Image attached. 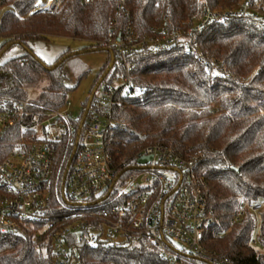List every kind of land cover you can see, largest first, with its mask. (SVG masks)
Wrapping results in <instances>:
<instances>
[{
    "label": "trees",
    "instance_id": "1",
    "mask_svg": "<svg viewBox=\"0 0 264 264\" xmlns=\"http://www.w3.org/2000/svg\"><path fill=\"white\" fill-rule=\"evenodd\" d=\"M36 2L0 0V10L13 6L22 9L24 16ZM246 2L252 8L248 15H229L223 22L214 21L192 34L191 46L198 51L197 57L190 49L179 47L156 52L146 47L129 55L127 59L134 65L130 82L137 90L118 91L115 120L126 128L120 138H128L127 130L134 132L131 138L136 144L129 153L160 144L185 157H198L216 217L213 231L223 234L216 240L209 235L207 245L234 264H264V209L259 212L256 246L251 244L253 214L231 224L241 200L264 206V22L252 16L264 12V0H98L90 5L69 0L53 16L39 13L26 20L6 11L0 22L4 40L0 45V97H33L32 90L46 80L45 89L33 97L29 112L43 120L65 106L70 90L62 72L66 54L48 65L29 46V41L53 35L88 41L90 46L82 49L85 52L110 54L93 91L102 84L110 86L115 79L123 80L119 55L103 46L117 39L127 24L124 15L117 16L121 3L130 13L139 39H145L158 35L155 30L165 24L166 16L171 32L186 31L201 22L205 4L229 14ZM14 45L24 52L3 61L6 49ZM215 68L225 72L212 77ZM89 99L81 111L86 120L98 103L95 95L87 111ZM6 145L4 154L12 148L10 143ZM75 156L74 143H65L56 151L50 181L56 210L64 201ZM38 229L23 223L17 234L1 239L0 264H54L52 233L39 236ZM75 247L85 264L162 263L159 252L143 236H128L108 247Z\"/></svg>",
    "mask_w": 264,
    "mask_h": 264
},
{
    "label": "built area",
    "instance_id": "2",
    "mask_svg": "<svg viewBox=\"0 0 264 264\" xmlns=\"http://www.w3.org/2000/svg\"><path fill=\"white\" fill-rule=\"evenodd\" d=\"M68 1L37 0L30 13L53 16ZM96 1L81 0L84 5ZM6 11L0 10V22ZM9 11L20 15L14 8ZM250 11V2L229 14L205 4L203 19L191 29L171 32L166 16L165 24L155 30L157 36L139 39L121 3L117 16L124 15L127 24L117 39L103 46L119 55L124 85L118 89L106 86L87 120L81 114L74 119L68 101L42 120L29 112L33 97H0V240L29 223L39 226V236L52 233L54 264H85L75 244L108 247L128 236L145 237L159 252L160 264H234L207 245L209 235L216 240L223 234L213 231L216 217L199 158L185 157L160 144L129 153L136 144L131 138L134 132L127 130L128 138H120L126 128L115 120V100L120 89L137 90L130 82L134 65L129 55L146 47L153 52L179 47L197 57L190 40L194 32L214 21L223 22L229 15L242 17ZM252 16L264 22V12ZM224 72V68H215L211 75L219 77ZM8 143L12 148L4 154ZM65 143L75 144L76 156L64 201L56 210L50 181L56 151ZM143 158L151 160L138 163ZM260 209L241 200L231 224L247 214H259ZM170 239L187 251L176 249ZM251 244L256 246L258 238L253 236Z\"/></svg>",
    "mask_w": 264,
    "mask_h": 264
},
{
    "label": "rangeland",
    "instance_id": "3",
    "mask_svg": "<svg viewBox=\"0 0 264 264\" xmlns=\"http://www.w3.org/2000/svg\"><path fill=\"white\" fill-rule=\"evenodd\" d=\"M3 8H7L8 11L9 8H14L17 12H20V15L15 13L14 15L21 20H26L34 15L30 13L32 9L26 15L22 16V9H17L13 6H5ZM187 23L188 22H186V24ZM3 41L4 40L0 38V45L3 43ZM29 46L43 60V62L48 65L54 63V61L64 53L66 54V56H63L64 64L62 66V72L65 76V85L70 89L67 93L66 99L73 105L71 110L73 118H77L81 114L84 104L90 97L93 88H95L99 77L102 75L106 65L108 64L110 54L107 51L102 50L95 52H85L82 49L84 47L90 46L88 41L72 39L69 37H59L55 35L50 36L47 40L29 41ZM23 52L24 49L21 46H10L8 49H6L2 60L6 61L7 59ZM41 81V84L31 92L34 98H37L47 85L46 80ZM123 85L124 81L121 78L115 79L111 84V86L115 89H118ZM104 90L105 84H102L96 91L97 99L101 97ZM263 209L264 206L261 207L260 212ZM254 218V237L258 238L260 230L259 214L254 215ZM171 242L176 249H183L187 251L183 245L176 243L173 240H171Z\"/></svg>",
    "mask_w": 264,
    "mask_h": 264
},
{
    "label": "water",
    "instance_id": "4",
    "mask_svg": "<svg viewBox=\"0 0 264 264\" xmlns=\"http://www.w3.org/2000/svg\"><path fill=\"white\" fill-rule=\"evenodd\" d=\"M82 53V52H81ZM57 66H54L53 68H56ZM113 67V64L110 65L109 69L106 71V74L109 72V70ZM106 74L104 75V77L106 76ZM102 81V80H101ZM98 88V87H97ZM97 88L95 89V91H93V93L90 95V99H89V105H88V108H87V111L90 109V106H91V103L94 99V96L96 95V91H97ZM151 160V158H143V159H140L138 161V163L140 164H143V163H146L147 161Z\"/></svg>",
    "mask_w": 264,
    "mask_h": 264
}]
</instances>
